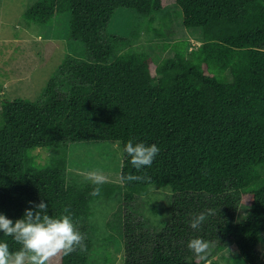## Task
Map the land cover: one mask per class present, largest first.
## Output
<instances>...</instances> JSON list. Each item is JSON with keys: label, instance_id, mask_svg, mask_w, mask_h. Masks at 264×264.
Masks as SVG:
<instances>
[{"label": "trees", "instance_id": "16d2710c", "mask_svg": "<svg viewBox=\"0 0 264 264\" xmlns=\"http://www.w3.org/2000/svg\"><path fill=\"white\" fill-rule=\"evenodd\" d=\"M119 7L149 15L150 24L162 22L165 9L180 7L184 25L200 27L203 38L197 46L175 39L166 46L173 53L158 61L132 40L105 33ZM66 11L69 36L83 42L86 58L67 55L41 97L2 100L0 213L22 218L30 201L42 199L49 214L70 207L86 233V249L58 255L52 264H89L93 203L113 199L119 208L107 226L111 236L121 237V264H221L192 253L187 245L195 237L232 238L242 264H264L257 248L264 237V0H37L24 18L48 24ZM129 139L155 143L160 152L140 173L124 152L118 183L99 171L108 181L99 196L91 195L96 186L90 181L68 176L67 159L45 167L29 153L79 140L124 147ZM129 172L147 178L121 187ZM151 185L170 186L173 199L145 253L143 234L123 208L149 194ZM241 203L250 211L237 221ZM209 208L214 214L192 229V217ZM0 240L19 247L2 232ZM94 264L113 262L106 254Z\"/></svg>", "mask_w": 264, "mask_h": 264}, {"label": "rangeland", "instance_id": "374dc122", "mask_svg": "<svg viewBox=\"0 0 264 264\" xmlns=\"http://www.w3.org/2000/svg\"><path fill=\"white\" fill-rule=\"evenodd\" d=\"M36 1L0 0V126L3 124L1 106L4 98L37 99L41 97L48 81L56 74L67 55L86 58L83 42L69 36L68 11L54 16L48 24H27L24 12ZM173 6L169 5V8ZM160 14H166L162 22L156 20L150 24L149 15L119 7L109 21L105 33L119 34L132 40L137 49L151 52L158 61L173 53L172 48L166 46L175 39L188 38L192 42L191 46L200 44V39L203 38L202 29L185 26L180 7L172 12L167 8ZM29 153L36 155L38 163L45 167H54L57 161L67 159L68 176L79 183L87 181L86 177L92 171H109L110 182L118 183L116 176L121 170L124 147L121 142L79 140L38 147ZM150 189L149 194L139 196L123 208L130 214L132 222L137 223L136 233L143 234L141 245L145 253L153 246L152 241L157 231H161L162 220L167 219V211L171 208L169 201L173 199L170 186L151 185ZM250 189L247 187L244 190ZM119 202L120 200L113 199L93 203L95 245L89 264L104 261L106 254L111 257L113 264H121L123 261L124 246L121 237L111 236L107 226L110 214L119 208ZM245 205H239L237 221L244 220L249 213L250 207ZM182 241L185 242L184 239ZM207 241L210 244L207 254L211 258L218 259L221 264H242V260L237 257L239 249L232 238L222 240L214 237ZM257 248L264 254V237L257 244Z\"/></svg>", "mask_w": 264, "mask_h": 264}, {"label": "clouds", "instance_id": "9594fccd", "mask_svg": "<svg viewBox=\"0 0 264 264\" xmlns=\"http://www.w3.org/2000/svg\"><path fill=\"white\" fill-rule=\"evenodd\" d=\"M124 152L130 157V163L140 173L145 167H151L160 148L157 144L133 142L129 139ZM143 174L129 172L121 177V187L126 183L145 180ZM86 179L96 187L91 195L99 196L101 185L108 182L107 177L99 171L90 172ZM32 206L25 209L22 218L13 220L0 213V232L4 237H11L19 245L13 249L7 240H0V264H52V258L69 255L77 250L86 249V233L81 231L74 219L70 207H64L59 215L49 214L48 204L42 199L39 203L29 202ZM214 214V209H207L191 219L190 227L200 229L203 222ZM187 247L196 255H207L210 244L202 237L189 240Z\"/></svg>", "mask_w": 264, "mask_h": 264}]
</instances>
